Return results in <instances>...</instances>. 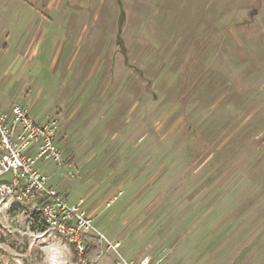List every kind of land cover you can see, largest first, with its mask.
Returning <instances> with one entry per match:
<instances>
[{
  "label": "rangeland",
  "instance_id": "rangeland-1",
  "mask_svg": "<svg viewBox=\"0 0 264 264\" xmlns=\"http://www.w3.org/2000/svg\"><path fill=\"white\" fill-rule=\"evenodd\" d=\"M0 95L56 119L92 264H264V0H4ZM10 182L0 264H75Z\"/></svg>",
  "mask_w": 264,
  "mask_h": 264
},
{
  "label": "built area",
  "instance_id": "built-area-1",
  "mask_svg": "<svg viewBox=\"0 0 264 264\" xmlns=\"http://www.w3.org/2000/svg\"><path fill=\"white\" fill-rule=\"evenodd\" d=\"M56 119L37 122L26 105H6L0 95V175L9 176L10 187H18L19 197L39 202L42 220L69 245L75 264H92L88 238L93 233L92 220L79 205L69 204L65 194L50 190L47 177L39 170L45 163L61 160L56 136ZM99 242L104 240L98 234ZM99 259V256H97ZM115 264H150L142 258L136 262L119 260Z\"/></svg>",
  "mask_w": 264,
  "mask_h": 264
},
{
  "label": "trees",
  "instance_id": "trees-1",
  "mask_svg": "<svg viewBox=\"0 0 264 264\" xmlns=\"http://www.w3.org/2000/svg\"><path fill=\"white\" fill-rule=\"evenodd\" d=\"M87 253H89V250H87ZM75 258H73V260H74Z\"/></svg>",
  "mask_w": 264,
  "mask_h": 264
},
{
  "label": "crops",
  "instance_id": "crops-1",
  "mask_svg": "<svg viewBox=\"0 0 264 264\" xmlns=\"http://www.w3.org/2000/svg\"><path fill=\"white\" fill-rule=\"evenodd\" d=\"M2 1H4V0H0V3H1Z\"/></svg>",
  "mask_w": 264,
  "mask_h": 264
}]
</instances>
